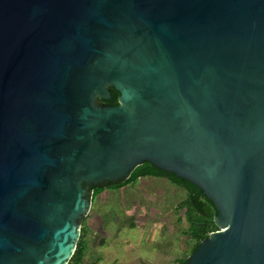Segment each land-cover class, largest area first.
I'll list each match as a JSON object with an SVG mask.
<instances>
[{"label": "water", "instance_id": "water-1", "mask_svg": "<svg viewBox=\"0 0 264 264\" xmlns=\"http://www.w3.org/2000/svg\"><path fill=\"white\" fill-rule=\"evenodd\" d=\"M145 162L217 211L185 264H264V0H0V264H68Z\"/></svg>", "mask_w": 264, "mask_h": 264}, {"label": "rangeland", "instance_id": "rangeland-1", "mask_svg": "<svg viewBox=\"0 0 264 264\" xmlns=\"http://www.w3.org/2000/svg\"><path fill=\"white\" fill-rule=\"evenodd\" d=\"M185 191L166 179L144 178L91 199L81 227L82 264H178L191 255Z\"/></svg>", "mask_w": 264, "mask_h": 264}, {"label": "trees", "instance_id": "trees-1", "mask_svg": "<svg viewBox=\"0 0 264 264\" xmlns=\"http://www.w3.org/2000/svg\"><path fill=\"white\" fill-rule=\"evenodd\" d=\"M110 92V99L106 101L99 100V102L108 106H117V98L119 93L112 88H110ZM144 178H164L167 179L171 184L185 191L186 198L182 203H180L178 208H185L184 215L188 223L187 234L189 235V238L194 241L193 247L191 248V254L196 250L199 243L204 240L209 233L218 230L214 223V217L217 215V211L213 203L204 196L198 187L192 185L182 178H178L172 173L161 171L153 167L148 162H145L135 168L130 177L124 182L107 184L106 186L110 189H119L123 186L134 184L138 180ZM92 190L93 198L102 190V187L97 186L92 188ZM84 239L85 234L83 232V228L81 227L80 237L77 242L75 252L68 264H82L85 253ZM186 261L187 258L180 261L178 264H185Z\"/></svg>", "mask_w": 264, "mask_h": 264}, {"label": "flooded vegetation", "instance_id": "flooded-vegetation-1", "mask_svg": "<svg viewBox=\"0 0 264 264\" xmlns=\"http://www.w3.org/2000/svg\"><path fill=\"white\" fill-rule=\"evenodd\" d=\"M161 179H164V178H161ZM167 180V179H166ZM105 185H107V184H105Z\"/></svg>", "mask_w": 264, "mask_h": 264}]
</instances>
